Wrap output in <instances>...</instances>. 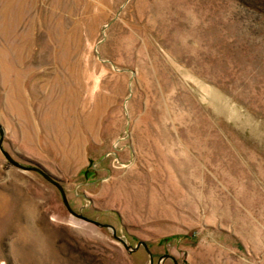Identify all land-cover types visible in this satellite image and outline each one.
Wrapping results in <instances>:
<instances>
[{
  "label": "rangeland",
  "instance_id": "1",
  "mask_svg": "<svg viewBox=\"0 0 264 264\" xmlns=\"http://www.w3.org/2000/svg\"><path fill=\"white\" fill-rule=\"evenodd\" d=\"M0 125L154 264H264V0H0ZM0 264L148 255L0 151Z\"/></svg>",
  "mask_w": 264,
  "mask_h": 264
},
{
  "label": "water",
  "instance_id": "2",
  "mask_svg": "<svg viewBox=\"0 0 264 264\" xmlns=\"http://www.w3.org/2000/svg\"><path fill=\"white\" fill-rule=\"evenodd\" d=\"M127 131V130H126ZM4 130L2 128V126L0 125V151L3 153V155L5 156V158L14 166L21 168L23 170H33L39 173V175H41L44 179H46L47 181H49L51 184H53L60 192L61 198H62V202L64 203L66 209L72 214L75 215L77 218H80L88 223H91L95 226H99V227H106L107 229L111 230V235L114 239H116L117 241H119L123 247L125 248V250L127 252H134L137 250V248H139L140 246L143 247V249L146 251L147 255H148V264H154V260H153V255L148 247V244L143 241V240H138L137 242H135V245L132 246L129 243H127V241L125 239H123L122 237H120L119 235L116 234L115 232V228L113 225L109 224V223H104V222H99L93 218L87 217L85 215H82V213L80 211L75 212L71 209L69 202H67V197H66V193L65 190L63 189V186L61 185V183L55 179L54 177L50 176L49 173H47L46 171H44L41 167L39 166H35V165H24L22 163H19L18 161H15V159H13L11 157V155L4 149L2 148V143H3V137H4ZM166 258H170L173 262V264H177V260L176 258H174L171 254L169 253H164L160 256H158V259L156 260V264H162L163 261Z\"/></svg>",
  "mask_w": 264,
  "mask_h": 264
},
{
  "label": "bare ground",
  "instance_id": "3",
  "mask_svg": "<svg viewBox=\"0 0 264 264\" xmlns=\"http://www.w3.org/2000/svg\"><path fill=\"white\" fill-rule=\"evenodd\" d=\"M82 220V219H81ZM84 221V220H83ZM86 222V221H85Z\"/></svg>",
  "mask_w": 264,
  "mask_h": 264
}]
</instances>
